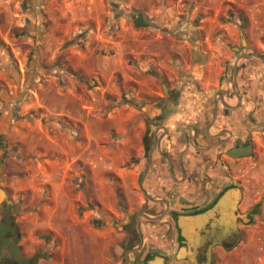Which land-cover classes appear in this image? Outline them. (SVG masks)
Masks as SVG:
<instances>
[{
  "label": "crops",
  "instance_id": "crops-1",
  "mask_svg": "<svg viewBox=\"0 0 264 264\" xmlns=\"http://www.w3.org/2000/svg\"><path fill=\"white\" fill-rule=\"evenodd\" d=\"M32 1L37 9L16 16L29 23L34 59L30 70L35 71L30 81L38 80L40 89L32 84L27 100L17 110H10L14 119L10 127L5 124L6 117L0 118V137L11 139L19 154L16 164L26 168L22 177L11 173L17 183L12 185L15 195L28 193L30 202L25 208L29 215H36V231L47 234L51 245L59 246L61 257L54 253L45 264H131L136 255L142 259L140 264L156 257L164 258L161 264H165V257L176 251V245L170 246L165 237L168 226L164 223L143 222L145 250L130 255L129 250L134 249L130 247L138 242L134 236H127L124 228L111 222L100 227L92 221L99 217L98 209L116 213L108 174L118 175L125 187H130L126 174L134 173H125L120 160L129 154L127 134L138 112L130 105L111 110L106 96H117L122 87L136 82L143 99L149 98L151 103L160 89L150 85L151 76L146 75L150 69L178 82L185 97L190 93L193 72H197L195 77L211 94L233 59L230 47L239 44L242 34L251 51L264 55V0ZM232 4L239 7L237 20L221 22ZM140 14L144 26L136 25ZM238 15L243 17L242 26ZM29 51L18 47L13 52L24 61ZM140 70L145 72L143 77ZM184 84L187 87L183 88ZM239 86L242 109L230 112L221 123L234 128V118L241 113L242 123H237V128L244 137L253 130V155L242 159V171L234 176L242 191L240 213L252 211V222H241L237 226L239 241L230 249L216 247L214 258L215 264H264V65L244 62ZM169 126L175 128L177 123ZM141 127L144 132V119ZM112 129L118 137L117 150L110 145L114 143L110 141ZM132 129L140 134L137 127ZM215 177L220 185L231 182L216 171ZM177 187L180 196L168 199L175 210H179L180 198L196 203L203 198L194 188L192 196H182L185 186ZM136 193L133 188L126 192L130 213L138 208ZM87 198L96 201L95 210L85 209ZM150 206L155 214L148 215H158L159 203L150 202ZM148 253L151 257L146 259ZM178 262L170 264H182Z\"/></svg>",
  "mask_w": 264,
  "mask_h": 264
},
{
  "label": "flooded vegetation",
  "instance_id": "flooded-vegetation-1",
  "mask_svg": "<svg viewBox=\"0 0 264 264\" xmlns=\"http://www.w3.org/2000/svg\"><path fill=\"white\" fill-rule=\"evenodd\" d=\"M230 48L233 59L226 65L218 87L213 89L211 94L202 88L201 83L195 77L198 74L197 72H193L188 97L184 96L177 84L172 85L167 81H165L167 89L165 92L158 80V70L150 69L146 72V75L153 77L158 82L160 94L153 97L151 102H159L162 111L155 119L143 116L144 160L138 182H142V189L148 195L153 198H162L168 202V205L159 203L160 208L156 211L157 214H162L167 209L166 216L158 223H164L168 226L165 237L169 239L170 246L176 245V251L165 257V264H170L171 261L178 262V259H184L178 262H182V264H194L192 260L196 264H207L209 258L208 248L213 243H217L213 248L210 263L215 264L214 249L216 247L222 246L225 249H230L239 241L240 234L237 231H233L230 237L222 239L224 222L220 214L216 218L204 222L200 232L190 231L187 234L188 238L181 234L178 223L173 217V213L184 216L202 215L213 206L227 188L239 186L234 176L235 173L242 171L241 161L244 157L240 153V148L252 143L253 130L249 131V134L244 137L242 130L237 128V123H242L241 113L234 118V128H227L221 122L230 112L236 113L242 109L243 95L239 86V78L243 63L257 61V63L264 65L256 57H264V55L251 51L247 46V42L244 46L242 37L239 44ZM171 113H173V116H171ZM168 118H175L177 123L175 128L167 124ZM251 118L250 121L252 122ZM161 135H163V138L160 146L164 155L160 154L158 148L153 149L155 137ZM233 150L236 152L235 155L239 154V156L230 157L229 152ZM215 171L221 173L224 178H230V184H218ZM180 185L185 186L182 196H192L194 192H198L203 195L202 200L196 203L180 198L178 201L179 210L173 209L174 202L168 199L180 196L175 191L178 188L177 186ZM192 188H194V192H192ZM139 193L144 196L145 202H151L145 197L140 188ZM233 201L236 202L235 199ZM240 204L241 202L237 205L239 213ZM129 216L130 222L125 224L123 228L127 232V236L137 235L138 237L135 211L130 213ZM167 218L169 222H167ZM2 221L5 222V217ZM240 224L241 221L238 220L237 226ZM188 226L191 228L193 224L190 223ZM15 236L16 232L8 235L17 243ZM187 239L193 241L198 247L190 249L187 256L178 257L179 249L186 244ZM137 241L139 242V237ZM138 242L136 246L130 248L137 247ZM144 248L145 245L139 251L132 252L130 255L142 253L145 250ZM23 252L30 263L35 264V259L24 250ZM149 257L151 255L148 253L146 259ZM133 261L140 264L142 259L136 255L133 257ZM0 264L18 263L13 260L12 256H7L2 258Z\"/></svg>",
  "mask_w": 264,
  "mask_h": 264
},
{
  "label": "rangeland",
  "instance_id": "rangeland-1",
  "mask_svg": "<svg viewBox=\"0 0 264 264\" xmlns=\"http://www.w3.org/2000/svg\"><path fill=\"white\" fill-rule=\"evenodd\" d=\"M32 4V0H0V118L6 117L7 120L5 124L9 127L12 125V120H14L10 116V110H17L19 105L27 100L29 96V92L27 90H31L34 85L36 86V84L39 83L38 80L30 81V78L33 76L32 74H35V71L30 70V63L34 59L32 57L33 49L31 50L29 48V40H31V38L28 37L29 23L27 21L20 20L19 17L17 18L16 16L17 13L19 15H22V12L25 14L31 13L32 10L34 11V9L39 7L32 6ZM235 11H239V7L235 4H232L230 8H227L225 14L221 16V22L230 23L237 20V18L235 19ZM238 17V21H240L242 26L244 24L243 17L242 15H238ZM200 18L201 17L198 16L196 19L200 20ZM18 47L25 52L30 50L24 61H19L13 52L14 49ZM139 72H141V76L143 77L145 72L142 70ZM158 76L163 78L164 81H167L169 84H177L176 81L170 79L163 72L159 71ZM181 77H187V75H183ZM150 78V85L158 86L156 79L153 77ZM132 84V87H122L121 93L117 96H106V99L111 103V110L113 108L130 105L133 106L138 113L127 134L128 138L130 137V142L127 148L129 154L127 153V156L124 158V160H120V166L122 170L127 171L125 173H128L129 170H134L133 174H126V184H130V187L127 185L125 187L124 181L118 175L111 173L108 174L110 176L108 181L109 189L115 193L116 213H107L101 209H98L99 217L93 218L92 221L95 224L99 223L100 227L107 222H111L113 224L120 222L125 219L126 214L130 215V210L126 206V192L130 188H133L135 191H137V193L134 194V199L138 204L135 215L138 217L141 213L155 214V208H151L150 202H144L145 198L141 193H139L140 187H138V181L141 177V167L144 160L142 146L143 142L142 136H140L143 132V126L140 128V125H143L144 118L140 111V107L149 102L145 101L142 94L139 93L140 85L136 82H133ZM22 86H24L23 90H21ZM185 87H187V84H184L183 88ZM36 88L40 89L39 86H36ZM166 122L168 125H171L173 122L175 123V118H168ZM134 126L137 127L138 132L140 131L139 135L133 131L132 127ZM117 139L118 137L112 129L110 133V141H114V143H111L110 145L111 148H114V150L118 149L119 142H117ZM120 146L123 148V145ZM0 147L4 148V167L1 175L0 185L7 192L11 200L18 205V211L11 218L13 221V228L16 232L15 239L17 243L28 255L35 259V264L49 263V258L54 257V253L58 258H60L61 254L58 252L59 246L51 245L50 241L46 239L48 238L47 234H44L39 230L36 231L35 228L37 227V222L33 218L36 217V215H29L26 211L25 206H27L30 202L28 193L25 192L24 195L22 194L21 196L17 197L15 195V191L12 188V185H17V183L13 182L11 173L22 177L26 172L25 167H23L21 164H16V158L18 157L17 159H19L18 151L14 149L11 139L7 141V139L0 137ZM23 161H25V159ZM16 179H18V177H16L15 180ZM96 205L97 203L95 200H90L87 198V207H85V209L94 208L95 210ZM139 211H141V213H139ZM4 217L5 216L0 212V221H2ZM142 222L145 224L151 223L145 219H142ZM136 236L137 235H134L135 243L137 242L138 238ZM128 257L131 259L129 255Z\"/></svg>",
  "mask_w": 264,
  "mask_h": 264
},
{
  "label": "water",
  "instance_id": "water-1",
  "mask_svg": "<svg viewBox=\"0 0 264 264\" xmlns=\"http://www.w3.org/2000/svg\"><path fill=\"white\" fill-rule=\"evenodd\" d=\"M137 26H144L145 21L143 19V15H138V17L135 19ZM242 41L243 45L246 46L245 36L242 34ZM254 56V55H253ZM259 60H261L264 63V57L262 56H256ZM158 80L161 83L162 88L166 92V85L163 78L158 76ZM150 107H154L152 111H148ZM140 111L143 114L145 118L155 119L162 111L161 105L159 102L154 103H146L143 106L140 107ZM163 138V135L159 137H155V144L153 146L154 148H158L161 155H164L161 151V140ZM152 149V150H153ZM235 151L229 152L230 157H236L239 156L235 155ZM240 153H242L243 157H251L253 155V144L250 143L247 146H244L243 148H240ZM4 167V148L0 147V180L1 175L3 172ZM140 189L143 191L145 197L154 203H165L168 205V202L164 199H157L153 198L150 195H148L143 189H142V182L139 183ZM241 189L239 187H231L227 188L216 200V202L213 204V206L204 214L197 215V216H184L179 215L176 213H173L174 219L177 221L179 229L181 231V234L184 235L186 238H188V233L191 231V228H189V224L193 223L192 229L193 232H200L202 230V226L204 222H208L211 219H214L217 217V215L220 214L222 216V221L224 222L223 228H222V239L228 238L232 235L233 231H237L240 233L239 229L237 228V221L240 220L241 222L248 224L252 222L251 219V212L249 213H239L237 205L240 202L241 199ZM233 199L236 200V202L233 201ZM18 211V205L14 203L7 192L1 187L0 185V212L5 216V222L0 221V262L2 258L7 256H12L13 260L16 261L18 264H31L29 259L25 256L22 248L19 244L14 242L12 238L8 237L9 234H13L15 232V229L12 226L11 218L16 214ZM254 211V210H253ZM167 214V209L158 216H150L146 213H141L137 217V231L139 235V243L138 246L134 249L129 250V252H135L139 251L141 247L143 246V234L141 229V219H145L150 222H158L161 219H163ZM130 221V217L128 214H126L125 219L114 223V225L118 229H123V225ZM217 243H213L208 248V261L207 264L211 263L212 258V251L213 248L216 246ZM198 247V245L194 244L193 241L187 239V242L184 246H182L179 249V256L178 257H185L189 254V250L192 248ZM164 261V258L162 257H156L155 260L148 261L147 264H161ZM194 264L196 262L192 260ZM131 264H136L133 261H130Z\"/></svg>",
  "mask_w": 264,
  "mask_h": 264
}]
</instances>
